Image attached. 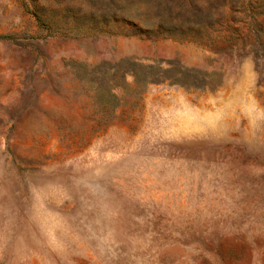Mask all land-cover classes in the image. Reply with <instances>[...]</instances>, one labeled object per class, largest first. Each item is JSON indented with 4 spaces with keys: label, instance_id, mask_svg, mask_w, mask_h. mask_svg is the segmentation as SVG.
Returning <instances> with one entry per match:
<instances>
[{
    "label": "rangeland",
    "instance_id": "1",
    "mask_svg": "<svg viewBox=\"0 0 264 264\" xmlns=\"http://www.w3.org/2000/svg\"><path fill=\"white\" fill-rule=\"evenodd\" d=\"M0 264H264V0H0Z\"/></svg>",
    "mask_w": 264,
    "mask_h": 264
}]
</instances>
